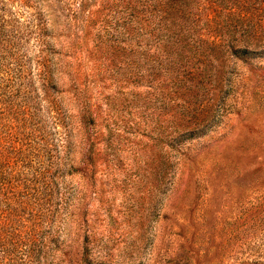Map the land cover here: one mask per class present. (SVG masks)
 Returning a JSON list of instances; mask_svg holds the SVG:
<instances>
[{"label": "rangeland", "instance_id": "374dc122", "mask_svg": "<svg viewBox=\"0 0 264 264\" xmlns=\"http://www.w3.org/2000/svg\"><path fill=\"white\" fill-rule=\"evenodd\" d=\"M79 2L0 0V264H264V0H200L180 56Z\"/></svg>", "mask_w": 264, "mask_h": 264}, {"label": "trees", "instance_id": "16d2710c", "mask_svg": "<svg viewBox=\"0 0 264 264\" xmlns=\"http://www.w3.org/2000/svg\"><path fill=\"white\" fill-rule=\"evenodd\" d=\"M87 1L88 0H80L77 4L80 12L85 9ZM112 2V7L121 9L118 14L119 16L114 20L116 25L114 31H116L118 35L122 33V39L123 34L130 37L131 33L141 32V35H145L141 40H149V35L147 34L148 30L151 36L162 41L158 43V47L162 52L180 56L181 51L189 46L191 41L198 37L196 23L200 19L203 11V7H200L199 4L200 0H147L143 2L141 0H112ZM117 5L121 6L117 7ZM140 5L142 7L138 10ZM205 8L207 9V11L205 10L207 12L205 20L210 21L208 17L209 8L207 6ZM143 11L148 13L149 23L143 21ZM115 12L118 13L117 10H115ZM82 14H84V12H82ZM148 24H151V28H147V26H149ZM228 52L236 59H241L244 62H247L253 57L261 56L262 54V52L258 53L247 45H239L237 43L230 44L228 46ZM208 70L207 64L202 62L201 71L190 78V83L193 84L192 91L198 85L197 81H195L196 78L199 77L201 73ZM3 95L4 94L0 92L1 105L4 104ZM5 118V112L0 110V123H2ZM199 126L202 125L198 124L192 127L184 125L183 127H177L175 129L176 132L171 134L169 141L170 147H175V145L179 144L181 141L194 139L200 136V133L197 131ZM87 262L88 264H95L91 261Z\"/></svg>", "mask_w": 264, "mask_h": 264}]
</instances>
